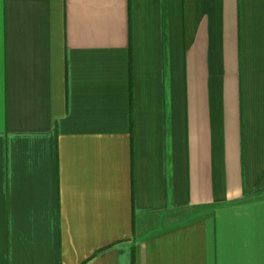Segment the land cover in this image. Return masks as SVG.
Wrapping results in <instances>:
<instances>
[{
	"label": "crops",
	"instance_id": "obj_1",
	"mask_svg": "<svg viewBox=\"0 0 264 264\" xmlns=\"http://www.w3.org/2000/svg\"><path fill=\"white\" fill-rule=\"evenodd\" d=\"M0 264H264V0H0Z\"/></svg>",
	"mask_w": 264,
	"mask_h": 264
}]
</instances>
